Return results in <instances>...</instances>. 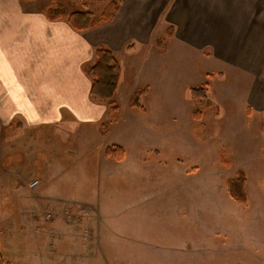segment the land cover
Masks as SVG:
<instances>
[{
	"label": "rangeland",
	"instance_id": "1",
	"mask_svg": "<svg viewBox=\"0 0 264 264\" xmlns=\"http://www.w3.org/2000/svg\"><path fill=\"white\" fill-rule=\"evenodd\" d=\"M52 3L69 13L94 15L106 7L88 0H38L32 6L40 5V9ZM143 52L137 51L131 61L138 73L133 75L132 90L141 92L138 109L148 115L141 117L118 97L122 116L117 124L109 118L99 124L69 123L61 132L39 130L31 136L18 131L20 154L13 156L17 177L0 181V221H14L18 211L28 208L32 196L39 201L40 194H59L69 210L48 209V204L35 201L32 220L46 228L56 221L77 223L76 236L85 237L77 248L81 245L87 264H264V184L257 187L261 194L254 187L256 173H264V166L242 163L247 156L255 157L256 144L241 141L236 146L230 142L235 133L227 129L226 118L239 120L240 113L232 112L240 101L220 103L209 92L213 116L202 113L196 118L197 103L179 91L180 84L200 78L167 80L162 84L165 90L158 93L163 77L145 75L152 63L141 59ZM201 80L194 87L210 88L211 79ZM108 141L125 147L122 175L116 166L108 172L103 167L100 156ZM5 158L2 170L10 161ZM241 168L255 175L247 205L234 202L226 188V181ZM34 179L40 183L31 192L28 187ZM46 212L53 216L49 222L44 219ZM95 231L104 243L87 253L85 239ZM6 246L5 252L11 255L10 240Z\"/></svg>",
	"mask_w": 264,
	"mask_h": 264
},
{
	"label": "crops",
	"instance_id": "2",
	"mask_svg": "<svg viewBox=\"0 0 264 264\" xmlns=\"http://www.w3.org/2000/svg\"><path fill=\"white\" fill-rule=\"evenodd\" d=\"M37 1L0 0V167L3 157L10 159L4 171L0 168V181L17 177L13 156L20 154L18 131L33 136L39 130L61 132L69 123L99 124L110 118L104 106L91 102V83L84 73L85 66L93 64L98 47L108 48L121 69L116 103L118 97L125 100L139 115L141 106L130 105L136 93L132 90L133 75L138 76L131 61L137 51H144L141 59L151 60L152 67L145 75L159 80L163 77L158 93L165 90L162 84L167 80L198 76L196 83L180 84L179 94H186L189 101V90L202 88L193 84L201 83V77L211 79L210 88H205L208 95L210 92L224 104L240 101L232 112L234 116L240 113L239 120L226 118L228 133H235L229 134L230 142L236 146L241 141L242 145L247 141L256 144L255 157L247 156L242 163L264 166V0H118L119 10L111 22L84 33L74 31L65 21H50L45 15L47 7L32 6ZM159 39H164V44L157 42ZM202 113L213 116L209 111ZM121 116L119 106L116 124ZM109 141L101 151L103 167L108 172L116 166L122 175L125 147ZM113 146L125 152L120 163L104 157L105 149ZM240 171L246 176L248 199L255 175L244 168ZM256 174L254 187L261 194L257 187L264 184V173ZM40 195L39 201L32 196L28 208L18 211L14 221H0V238L6 235L0 240L4 264H87L81 245L77 248L85 238L76 236L77 223L56 221L46 228L32 220L35 201L37 205L48 204V209L69 210L59 194ZM9 240L11 250L14 246L11 255L5 252ZM85 241L89 244L87 253L104 243L96 231Z\"/></svg>",
	"mask_w": 264,
	"mask_h": 264
},
{
	"label": "trees",
	"instance_id": "3",
	"mask_svg": "<svg viewBox=\"0 0 264 264\" xmlns=\"http://www.w3.org/2000/svg\"><path fill=\"white\" fill-rule=\"evenodd\" d=\"M33 1V0H25ZM90 2H100L106 4L105 9L100 15H94L89 12H72L59 4H50L46 9V17L50 21H65L68 26L78 33L88 32L101 25L111 22L119 10L118 0H88ZM170 37V31L169 35ZM157 42L164 44V39ZM94 62L84 68V73L90 80L91 87L89 97L91 102L104 106L112 121L117 120L119 115V106L115 101L118 84L121 77L119 63L113 53L105 47H98L93 52ZM145 92V91H143ZM141 92L137 91L130 101L131 107L138 108V96ZM190 97L197 103L199 110L195 113L199 118L204 111H209L210 101L208 99L207 89L192 88L189 90ZM104 157L113 162L120 163L125 158V152L118 147H109L104 151ZM246 176L244 172L238 171L235 178L226 181V188L229 196L234 202L241 204L247 203L245 192ZM0 264H4L0 253Z\"/></svg>",
	"mask_w": 264,
	"mask_h": 264
},
{
	"label": "built area",
	"instance_id": "4",
	"mask_svg": "<svg viewBox=\"0 0 264 264\" xmlns=\"http://www.w3.org/2000/svg\"><path fill=\"white\" fill-rule=\"evenodd\" d=\"M37 185H38V182L34 181L33 183L30 184L29 188L34 189L35 187H37ZM44 216H45L46 221L51 220V218L53 217L49 212L45 213Z\"/></svg>",
	"mask_w": 264,
	"mask_h": 264
}]
</instances>
